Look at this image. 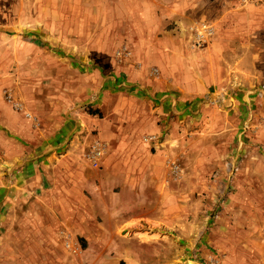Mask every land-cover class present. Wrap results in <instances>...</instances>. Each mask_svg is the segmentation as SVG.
Masks as SVG:
<instances>
[{"label": "rangeland", "instance_id": "rangeland-1", "mask_svg": "<svg viewBox=\"0 0 264 264\" xmlns=\"http://www.w3.org/2000/svg\"><path fill=\"white\" fill-rule=\"evenodd\" d=\"M263 94L264 0H0V264H264Z\"/></svg>", "mask_w": 264, "mask_h": 264}, {"label": "crops", "instance_id": "crops-1", "mask_svg": "<svg viewBox=\"0 0 264 264\" xmlns=\"http://www.w3.org/2000/svg\"><path fill=\"white\" fill-rule=\"evenodd\" d=\"M243 84H241L240 80L232 81L230 83H226L222 85V89H213L209 88L205 94L195 96L193 99H184L180 96V94L176 95H170L167 96L170 97L176 103L179 105V114L187 113V116L183 117H191L190 113L197 114L198 109H192L191 107H195L199 104V110L206 108H215L220 113L224 114L229 111H235L239 108V105L241 104V101L243 102V108L245 109L246 106L252 105L257 101L258 99L250 97L245 91L242 90ZM184 96V94H183ZM264 97V94H263ZM186 98V95H185ZM181 100H185V103L182 104ZM171 101V100H169ZM256 106H253V108H249V111L247 114H243L244 116H250L252 117V114L254 115V110ZM224 108V110H223ZM205 110V109H204ZM202 110V111H204ZM184 114V115H185ZM250 120L243 125V123L240 122L239 127L237 128V131L240 133L245 132L246 129H248L249 126H251ZM250 129V128H249ZM248 131V130H247ZM248 133V132H247ZM252 146V145H250ZM256 147V146H255ZM257 150V147L255 148ZM264 159V157H262Z\"/></svg>", "mask_w": 264, "mask_h": 264}]
</instances>
